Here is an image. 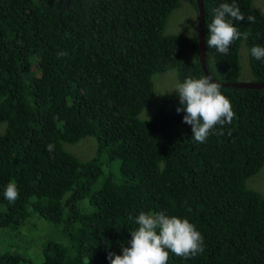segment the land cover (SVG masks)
<instances>
[{"label":"trees","instance_id":"1","mask_svg":"<svg viewBox=\"0 0 264 264\" xmlns=\"http://www.w3.org/2000/svg\"><path fill=\"white\" fill-rule=\"evenodd\" d=\"M180 1L0 0V228L24 231L35 215L40 243L38 263L0 251V264H110L108 253L129 246L141 212L187 219L202 234V254L169 252L167 264H264V197L244 184L264 163V87L221 86L236 117L203 143L176 112V92L137 118L153 73L174 69L180 83L204 76L196 36L163 33ZM221 3L255 17L233 21L247 38L227 55L207 46ZM201 4L211 78L237 81L243 41L250 81H264V61L250 54L264 47V13L251 0ZM85 136L96 143L89 159L61 146ZM113 160L116 173L95 186L100 163ZM9 182L19 191L14 203L4 197Z\"/></svg>","mask_w":264,"mask_h":264},{"label":"clouds","instance_id":"2","mask_svg":"<svg viewBox=\"0 0 264 264\" xmlns=\"http://www.w3.org/2000/svg\"><path fill=\"white\" fill-rule=\"evenodd\" d=\"M214 12V19L208 26L210 35L207 46L227 55L234 41L242 35L247 38L246 34H242L235 27L233 21L247 19L255 23V17L249 15L245 18L238 6L229 3H221ZM250 54L256 60L264 61V47L253 46ZM220 88V84L214 82L208 75H204L198 79L186 78L174 89L182 105L176 108V112L185 113L183 123L191 126V138L195 143L205 142L217 126L231 124L236 117L230 100L221 93ZM215 134L223 135V131H216ZM46 147L49 152L54 150L53 144ZM4 197L9 203H14L19 198V191L14 182L8 183ZM129 220H132L131 216ZM135 223L139 227L130 232L129 246L123 247L120 255L108 253L107 259L110 264H167L169 252L177 257L189 259L204 251L202 234L187 219L166 216L162 212L154 214L141 212L136 217Z\"/></svg>","mask_w":264,"mask_h":264},{"label":"rangeland","instance_id":"3","mask_svg":"<svg viewBox=\"0 0 264 264\" xmlns=\"http://www.w3.org/2000/svg\"><path fill=\"white\" fill-rule=\"evenodd\" d=\"M251 7L254 11L264 13L263 0H251ZM196 10L191 2L181 0L179 4L169 13L164 27V34H179L184 38L195 36ZM248 49L242 41L237 50V58L240 67L238 82H249L251 75L248 67ZM152 96L147 104L137 114L138 119H146L154 111L160 100L169 93L175 92V87L180 82L176 78L174 69L164 72H156L151 75ZM5 123H0V133L3 131ZM95 140L91 136H85L73 143L62 142V148L78 158L85 160L91 158L95 154ZM117 163L115 160L100 163L101 175L96 179L95 186L99 182L101 176L105 173H116ZM246 187L252 188L259 195L264 197V163L259 171L245 179ZM37 216H30L27 220L29 225L21 231L7 230L0 228V251L13 253L26 259L27 262L38 263L40 260L39 250L40 243L35 240L33 235L39 231L37 226ZM27 234V235H26ZM34 240V241H33ZM38 240V239H37ZM28 264V263H24Z\"/></svg>","mask_w":264,"mask_h":264},{"label":"water","instance_id":"4","mask_svg":"<svg viewBox=\"0 0 264 264\" xmlns=\"http://www.w3.org/2000/svg\"><path fill=\"white\" fill-rule=\"evenodd\" d=\"M196 4V10H197V24H196V40H197V58L199 66L203 72L204 75H208L210 78L206 66H205V46H204V37H203V9L201 0H195ZM212 79V78H211ZM213 80V79H212ZM214 82L220 84L221 86H231V87H264V81L260 82H217L213 80Z\"/></svg>","mask_w":264,"mask_h":264},{"label":"bare ground","instance_id":"5","mask_svg":"<svg viewBox=\"0 0 264 264\" xmlns=\"http://www.w3.org/2000/svg\"><path fill=\"white\" fill-rule=\"evenodd\" d=\"M249 82H251V81H249ZM252 88H263V87H252Z\"/></svg>","mask_w":264,"mask_h":264}]
</instances>
